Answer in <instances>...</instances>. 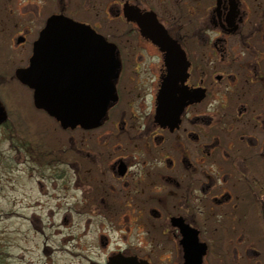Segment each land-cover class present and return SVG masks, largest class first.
Returning <instances> with one entry per match:
<instances>
[{
    "label": "flooded vegetation",
    "instance_id": "af4514ba",
    "mask_svg": "<svg viewBox=\"0 0 264 264\" xmlns=\"http://www.w3.org/2000/svg\"><path fill=\"white\" fill-rule=\"evenodd\" d=\"M54 15L110 46L104 76L77 59L39 81H109L91 125H64L16 77ZM5 51L35 124L0 99L2 173L31 222L49 220L32 229L42 252L59 236L64 251L98 248L82 264H264V0H0Z\"/></svg>",
    "mask_w": 264,
    "mask_h": 264
},
{
    "label": "water",
    "instance_id": "95a60500",
    "mask_svg": "<svg viewBox=\"0 0 264 264\" xmlns=\"http://www.w3.org/2000/svg\"><path fill=\"white\" fill-rule=\"evenodd\" d=\"M104 52L107 54H103ZM109 52L110 46L99 35L65 16L54 15L47 20L34 44L29 67L18 69L16 77L34 90V104L45 108L64 125L70 122L91 125L102 116L106 100L112 99L109 81L102 86L86 88L85 91L62 86L52 89L46 82L54 72L69 74L71 62L77 59L89 61L92 68L103 66L101 74L104 76V72L112 67ZM78 56L80 57L77 58ZM40 77L46 81L44 88L39 86ZM108 264H121V259L112 258Z\"/></svg>",
    "mask_w": 264,
    "mask_h": 264
},
{
    "label": "rangeland",
    "instance_id": "374dc122",
    "mask_svg": "<svg viewBox=\"0 0 264 264\" xmlns=\"http://www.w3.org/2000/svg\"><path fill=\"white\" fill-rule=\"evenodd\" d=\"M9 54L8 51L0 53V78H5H2V83L0 82V99H2L3 103L11 106L16 116L24 123L27 125L30 122L35 124V113L30 107L28 91L20 87L15 79L12 78L9 80L14 68L6 64ZM9 60L14 65L15 59L12 58ZM1 89H3V91ZM2 133L4 132L0 130V153L5 148ZM0 159L2 158L0 157ZM3 163V161H0V211L18 212L19 216L13 215L11 218H8L2 215L0 217V264H44L43 262L49 261L52 262V264H82L88 263L86 261L88 253L86 252H89V250L91 254L90 258L93 259L94 256L97 257V254L100 253L97 247H90L89 249L80 246L73 247L70 242L68 245L69 249L67 248L69 252L66 250L64 251L61 245H59L61 243L59 241V236L55 237L56 242H54L58 246L57 251L52 252L49 237L46 239L50 242L49 248L45 253L42 252L41 241L45 239L44 234H35L32 229H34V224L44 228L47 226L49 220L47 221L40 217L39 223H32L29 219V215L34 208L28 207L25 210H21L20 191L18 192L19 189L11 190L7 185L6 180L8 179H6L2 173ZM11 197L16 198L15 204L9 203L8 199ZM26 201L30 203L32 200L28 197ZM22 212L27 213L28 219L22 218L20 215ZM24 233L26 234L25 240L23 238ZM45 234L50 235L48 231H46ZM85 239L86 238H82L81 242ZM24 247H26L25 249L27 250L25 255L22 253ZM97 259L98 258H95L94 260ZM81 260L83 261L82 263H80Z\"/></svg>",
    "mask_w": 264,
    "mask_h": 264
}]
</instances>
